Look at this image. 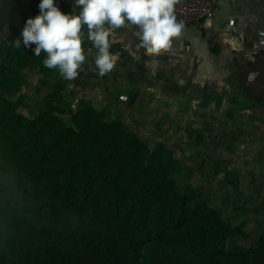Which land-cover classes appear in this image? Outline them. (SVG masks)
Instances as JSON below:
<instances>
[{
	"label": "trees",
	"instance_id": "obj_1",
	"mask_svg": "<svg viewBox=\"0 0 264 264\" xmlns=\"http://www.w3.org/2000/svg\"><path fill=\"white\" fill-rule=\"evenodd\" d=\"M4 1L0 93L13 98L0 95V264H264V235L234 225L200 186L183 188L170 147L152 149L84 99L69 116L53 102L22 111L31 109V72L61 75L44 66L46 53L34 55V44L12 43L39 1ZM222 173L238 191L229 164Z\"/></svg>",
	"mask_w": 264,
	"mask_h": 264
},
{
	"label": "rangeland",
	"instance_id": "obj_2",
	"mask_svg": "<svg viewBox=\"0 0 264 264\" xmlns=\"http://www.w3.org/2000/svg\"><path fill=\"white\" fill-rule=\"evenodd\" d=\"M56 2L64 13L79 12L69 0ZM4 4L7 6L8 0ZM36 4L33 10H38L39 14V2ZM20 28L17 22L15 29L19 33ZM83 31L86 60L78 76L71 81L62 77L53 79L38 74L35 69L24 89L31 95V109L22 111L33 115L44 102H53L61 104V113L69 116L78 101L91 102L107 119L121 120L128 130L138 133L152 149L159 144L170 147L181 161L182 171L177 177L183 188L189 184L200 186L204 199L212 207L223 210L234 225L246 222L244 228L253 238L264 235V140L247 138L244 129H239L238 115L229 119L221 110H193L195 102L190 100L196 98L160 97L157 91L143 90L138 81H134L139 83L135 85L138 91L130 94L126 84L121 83L124 76L115 74V67L111 73L99 75L95 49L87 40L86 28ZM113 31L110 51L115 54V29ZM0 95L13 98L7 90ZM66 105L71 109L65 108ZM227 164L229 172L240 179L238 191L224 181L225 172L219 177L216 175ZM242 206L249 211H241ZM241 242L248 246L254 244V241ZM225 249L232 250V244Z\"/></svg>",
	"mask_w": 264,
	"mask_h": 264
},
{
	"label": "crops",
	"instance_id": "obj_3",
	"mask_svg": "<svg viewBox=\"0 0 264 264\" xmlns=\"http://www.w3.org/2000/svg\"><path fill=\"white\" fill-rule=\"evenodd\" d=\"M138 44L135 29H115V74L130 94L138 81L160 97L196 98L193 110L238 115L247 138L264 140V0H221L202 28L183 25L157 56Z\"/></svg>",
	"mask_w": 264,
	"mask_h": 264
},
{
	"label": "clouds",
	"instance_id": "obj_4",
	"mask_svg": "<svg viewBox=\"0 0 264 264\" xmlns=\"http://www.w3.org/2000/svg\"><path fill=\"white\" fill-rule=\"evenodd\" d=\"M78 14L64 13L56 0H39V14L25 22L12 43L31 48L34 55L46 53L43 64L58 69L65 80H74L86 60L87 40L95 49V66L99 75L111 73L118 56L110 51L114 29L132 28L139 40L138 48L144 57H154L168 50L173 38L181 34L183 24L177 22L173 8L175 0H69ZM8 26L0 32L6 37ZM92 49H88L91 51Z\"/></svg>",
	"mask_w": 264,
	"mask_h": 264
},
{
	"label": "built area",
	"instance_id": "obj_5",
	"mask_svg": "<svg viewBox=\"0 0 264 264\" xmlns=\"http://www.w3.org/2000/svg\"><path fill=\"white\" fill-rule=\"evenodd\" d=\"M221 0H183L175 1L173 12L177 22L184 26L202 28L206 20L210 19Z\"/></svg>",
	"mask_w": 264,
	"mask_h": 264
},
{
	"label": "snow or ice",
	"instance_id": "obj_6",
	"mask_svg": "<svg viewBox=\"0 0 264 264\" xmlns=\"http://www.w3.org/2000/svg\"><path fill=\"white\" fill-rule=\"evenodd\" d=\"M233 44H234V46H236V42H235V41L233 42ZM250 79H251V78H250Z\"/></svg>",
	"mask_w": 264,
	"mask_h": 264
}]
</instances>
